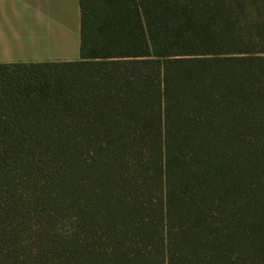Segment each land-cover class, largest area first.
Wrapping results in <instances>:
<instances>
[{"label": "trees", "instance_id": "16d2710c", "mask_svg": "<svg viewBox=\"0 0 264 264\" xmlns=\"http://www.w3.org/2000/svg\"><path fill=\"white\" fill-rule=\"evenodd\" d=\"M79 4L0 63V264H264V0Z\"/></svg>", "mask_w": 264, "mask_h": 264}, {"label": "crops", "instance_id": "0c3cea01", "mask_svg": "<svg viewBox=\"0 0 264 264\" xmlns=\"http://www.w3.org/2000/svg\"><path fill=\"white\" fill-rule=\"evenodd\" d=\"M79 0H0V63L75 60Z\"/></svg>", "mask_w": 264, "mask_h": 264}, {"label": "rangeland", "instance_id": "374dc122", "mask_svg": "<svg viewBox=\"0 0 264 264\" xmlns=\"http://www.w3.org/2000/svg\"><path fill=\"white\" fill-rule=\"evenodd\" d=\"M72 55L77 56L79 58L80 56V36L78 39V42L75 45V48L71 50Z\"/></svg>", "mask_w": 264, "mask_h": 264}]
</instances>
